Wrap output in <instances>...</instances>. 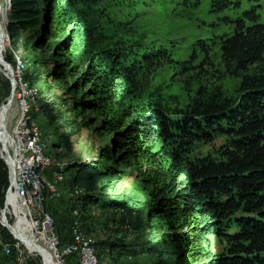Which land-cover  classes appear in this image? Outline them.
<instances>
[{
  "label": "trees",
  "instance_id": "obj_1",
  "mask_svg": "<svg viewBox=\"0 0 264 264\" xmlns=\"http://www.w3.org/2000/svg\"><path fill=\"white\" fill-rule=\"evenodd\" d=\"M101 1L10 0L7 31L12 45L27 32L34 31L26 37L33 39V47L45 43L53 34L51 28L65 35L55 44L53 65L46 75L56 80L71 77L69 90L74 95L86 88L72 109L98 114L103 125L97 130L109 133L113 141L99 150L98 158L65 167L70 174L63 184L73 195L65 196L66 212L61 219H56L53 210L58 198L45 205L60 239L58 249L72 240L73 225L79 222L86 236L95 237L100 264L104 256L116 261L142 248L154 250V264H264V21H259L253 7L236 18H224L232 31L218 37L221 61L228 73L239 78L238 98L199 92L187 108L172 110L156 101L133 102L130 95L137 90L138 81L132 69H110L112 52L97 57L88 54L82 62L75 61L72 35L76 28H70L68 13L78 2ZM209 4L211 12L239 6L234 0H210ZM44 5L48 10L45 20ZM165 55L163 50L144 53L136 67H154ZM5 59L10 62L8 54ZM30 61L31 67L24 63L23 79L37 87L42 76L37 67L40 61ZM7 84L8 97V80ZM107 105L124 109L105 120ZM50 108L48 103L39 107L46 115ZM85 118L53 117L62 121L64 128L53 145L56 156L61 157L58 148L70 151L71 138L94 123L90 116ZM198 142L209 149L193 155ZM120 165L136 169L149 200L118 192L123 178ZM6 185L7 169L0 159V201ZM143 210L155 231L139 245L119 238L107 222L97 219L96 212L134 215ZM102 233L105 236L97 239ZM7 243L8 253L3 250ZM15 243L0 226V264H18ZM65 263L78 264L76 251L64 257ZM25 264L41 263L27 258Z\"/></svg>",
  "mask_w": 264,
  "mask_h": 264
},
{
  "label": "rangeland",
  "instance_id": "obj_2",
  "mask_svg": "<svg viewBox=\"0 0 264 264\" xmlns=\"http://www.w3.org/2000/svg\"><path fill=\"white\" fill-rule=\"evenodd\" d=\"M234 1L239 6L219 12L210 11V0H103L89 5L78 2L75 10L68 13L72 19L70 28H76L72 35L76 45L72 56L76 62H82L88 54L97 57V55H105V52H112L114 56L109 63L110 69H132L130 72L138 81L137 90L131 91L130 95L133 102L156 101L173 110L187 108L199 92L205 95L220 93L223 97L236 99L240 95L239 78L226 71L221 61L218 37L232 31V26L225 24L224 18H236L244 10L252 7L259 13V21H264V0ZM43 8V14L48 12L46 5ZM39 28L41 30L42 26ZM50 31L53 34L45 39L41 47H33V39L26 40V37L34 31L22 33L17 44L10 43L7 47L6 56L7 54L10 56L11 66H14L17 59L23 63L25 61L30 63V67L31 59L37 58L40 61L37 65L42 73L41 80L37 84L40 92L38 91V96L30 102L31 115L39 126L47 145V148L43 149L44 153L53 159V169L57 165H63L62 174L66 179L70 172H66L65 167L69 163L96 159L99 156V150L112 145L113 141L109 133L97 130L103 125L98 114L88 112L80 114L79 111H82L80 107H77V110L72 109L74 101L79 99L83 91L87 92L86 88L80 89L79 93L74 95V92L69 90L73 84L71 77L56 80L46 75V71L53 65L52 55L55 44L65 39V35H60L58 30L53 31L51 28ZM201 44L204 45V49ZM157 50L165 51L166 58L160 59L154 67L138 70L136 67L138 57ZM4 66L7 67L6 62ZM8 91L6 77L0 72V105L7 98ZM89 100L94 101V98ZM46 103L51 105L48 115L39 109L40 105ZM105 107V120L113 119V115H118L124 109V107L120 109L108 105ZM55 116H60L63 120L75 117L81 120L90 116L94 120V123L82 129L79 135L71 138L70 151L58 148L57 152L61 153L59 154L61 157L56 156L53 145L57 144L59 134L64 131V128L62 121L53 119ZM208 149L202 142H198L191 153L198 155L206 153ZM119 168L123 170V178L117 189L118 192L149 200L148 191L140 182L136 169L124 165H120ZM44 170H52V168L47 167ZM45 175H47L45 185H48L52 192L59 193V199L53 203L54 214L58 220L66 212L65 196L70 197L73 194L71 191L67 192L64 182L52 183V175L47 172ZM53 185H57L58 189H53ZM63 188L66 191L65 196L61 194ZM2 205L3 195L0 208ZM96 212L99 213L97 219L100 222H107L119 238L134 245L147 242L155 231L146 222L145 210L134 215L121 212ZM5 216L6 219H4L11 227L14 224L12 213L5 211ZM1 223L0 219V226L3 227ZM78 226L83 237L95 241L94 236H86L81 231L80 224ZM5 229L11 235L9 230ZM104 236L102 233L96 238L101 239ZM29 245L31 243L25 246L30 252L22 250L21 244L19 245L23 258L17 257L18 264L20 262L25 264L27 258L40 261L37 255L39 251ZM61 249L62 246H60ZM60 250L58 249L57 253H60ZM134 251L133 254L123 255L116 261L104 256L101 264H154L156 260L154 250L147 252L142 248ZM57 257L63 264L64 257Z\"/></svg>",
  "mask_w": 264,
  "mask_h": 264
},
{
  "label": "built area",
  "instance_id": "obj_3",
  "mask_svg": "<svg viewBox=\"0 0 264 264\" xmlns=\"http://www.w3.org/2000/svg\"><path fill=\"white\" fill-rule=\"evenodd\" d=\"M3 58L11 69L10 71L3 66L8 76L13 79V83L7 79L10 87L19 88V95L18 99H13L8 107L4 129L0 128V159L7 169V185L3 191L0 219L5 225L4 211H11L15 224L17 222L15 206L19 205V225L29 232L35 241L50 248L57 264V256H61V253H53V246L54 240L60 239L57 238L55 229H51V222L54 220H49L45 216V205L53 202V197L59 193L50 192V199H43V190H48V185H45V172H52V183L62 184V182L55 179L56 170L43 169V149L40 146L39 137L38 135L37 139L28 137V129H36V123L32 115H26V108H29L28 94L24 92L21 72L5 59V52ZM6 226L10 229L9 225ZM11 235L14 242L21 244L22 250L30 252L13 231ZM68 251L66 243L62 252ZM40 263L45 264L42 258ZM82 264H89V262L82 260Z\"/></svg>",
  "mask_w": 264,
  "mask_h": 264
},
{
  "label": "bare ground",
  "instance_id": "obj_4",
  "mask_svg": "<svg viewBox=\"0 0 264 264\" xmlns=\"http://www.w3.org/2000/svg\"><path fill=\"white\" fill-rule=\"evenodd\" d=\"M10 11H11L10 0H0V31L1 30L3 31V35H2L3 47L0 50L2 59H4L3 53L4 52L6 53L7 47H9L10 43H11V38H10V35L8 34V31H7V26L9 24L8 13ZM3 66H4V62L0 58V69L1 70H4ZM14 66H15V68H19V70L21 72L22 85L24 86V92L28 94V107L29 108H26V115H31L30 102L34 97L37 96L38 89L36 86L31 85L28 81L23 79L22 73L24 71V63L20 59H17L16 62H14ZM11 88L13 89V99H18L19 88L10 87V89ZM4 103H2V104H4ZM1 105H0V124H1L2 119L5 118L6 113L8 111V108L3 109V106H1ZM37 135L39 137L40 146L42 147V149L47 148V145L45 143L43 134H42L39 126L36 125V129H28V137L30 139H37ZM43 158H44L43 169H46L47 167H51L52 170H56L55 171V179L59 182H64L65 179L63 177L62 170H61V169H63V165H57L53 169V159H51L47 154H45L44 151H43ZM51 175H52V173H51ZM78 192H80V191H75L74 193L77 194ZM58 196L59 195H55L53 197V200L57 199ZM43 199H50V191L43 190ZM19 210H20L19 205H16L15 206V213L17 215V222L15 224H13V226H11L10 229L15 233L16 236H18V238H20V241L24 245L31 243V245H29V246L33 247V248L37 249V251H39L40 256H41V258L45 264H56L54 259H53V255H52L50 248L48 246H44L43 244L35 241L32 238V236L30 235V233L27 232L24 228H22L19 225V221H18V220H20V217L18 215ZM4 216H5V211H4ZM45 216L47 219L52 220L51 215L47 211H45ZM5 219H4L5 225L1 220V222H2L1 225L3 227L6 225H10L8 223V221H6ZM13 223H14V221H13ZM51 229H53V222H51ZM57 238H58V236H57ZM59 244H60V240H54L53 253H57ZM19 245L20 244L15 243V247H16L18 254H19L18 256L23 258L22 251L19 249ZM67 246L69 248V251L68 252H62V250H63L62 249L60 252L61 253L60 257H62V256L65 257V255H69L74 251H76L78 253V250H79L78 264H82V260H88L89 264H99V260L96 256V253H95L94 242L90 238H85L80 234L79 226H78L77 222H75L73 225L72 240L67 244ZM9 248H10V245H8V244H5L3 246V250L6 253L9 252ZM76 248H78V250ZM20 264H23V262L22 263L20 262ZM57 264H62V262L60 260H58V257H57Z\"/></svg>",
  "mask_w": 264,
  "mask_h": 264
},
{
  "label": "water",
  "instance_id": "obj_5",
  "mask_svg": "<svg viewBox=\"0 0 264 264\" xmlns=\"http://www.w3.org/2000/svg\"><path fill=\"white\" fill-rule=\"evenodd\" d=\"M2 35H3V31L1 30V31H0V50H1V48L3 47V44H2ZM0 58H1V60H3V59H2V56H1V51H0ZM6 65H7V68L11 71V69H10L8 63H6ZM0 72L6 77V79H8L11 83H13V79H12L11 77L8 76L7 71H5V70H1V69H0ZM12 101H13V89L11 88V89H10V94H9V96L6 98V102H5L4 104H2L1 106H3V109H6V108H8V107L10 106V104H11ZM4 119H5V118L2 119L1 124H0V128H1V130H3L4 127H5V121H4ZM6 223H7V222H6ZM6 228L9 230L10 233H12V231L8 228V226H6Z\"/></svg>",
  "mask_w": 264,
  "mask_h": 264
},
{
  "label": "crops",
  "instance_id": "obj_6",
  "mask_svg": "<svg viewBox=\"0 0 264 264\" xmlns=\"http://www.w3.org/2000/svg\"><path fill=\"white\" fill-rule=\"evenodd\" d=\"M9 18V17H8ZM53 189H55V190H57L58 188H57V185H53ZM52 192V191H51ZM66 191H65V189L63 188V191H62V193L61 194H63V196H65L64 195V193H65ZM59 199V198H58ZM57 201V200H56ZM55 201V202H56ZM54 207V206H53Z\"/></svg>",
  "mask_w": 264,
  "mask_h": 264
}]
</instances>
